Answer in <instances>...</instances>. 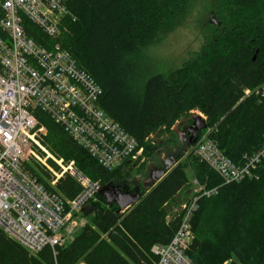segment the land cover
<instances>
[{"label": "trees", "instance_id": "trees-1", "mask_svg": "<svg viewBox=\"0 0 264 264\" xmlns=\"http://www.w3.org/2000/svg\"><path fill=\"white\" fill-rule=\"evenodd\" d=\"M192 1L67 0L72 15L58 41L101 86V108L139 141L146 161L138 168L125 161L108 170L37 108L40 123L48 128L46 143L74 159L85 175L101 180L102 189L113 184L139 190L142 196L121 209L115 201L108 203L102 190L84 211L87 222L72 241L36 254L0 227V264H153L157 257L152 246L168 243L179 226L181 213L174 209L190 198L191 176L208 188L220 186L217 194L199 200L188 249L191 259L196 264H264V160L256 176L222 184L196 156L199 138L190 140L188 135L179 143L174 128L199 109L212 127L209 135L234 162L242 163L264 145V101L254 92L245 93L264 84V0H225L217 13L223 15L211 25L213 30L195 55L167 72L148 73L142 66L147 51L174 27ZM29 27V36L40 43L55 41ZM163 133L167 138L154 140ZM171 143L181 146L176 164L148 187L136 183L148 164H162L161 152ZM57 189L73 198L80 186L65 176Z\"/></svg>", "mask_w": 264, "mask_h": 264}, {"label": "built area", "instance_id": "built-area-1", "mask_svg": "<svg viewBox=\"0 0 264 264\" xmlns=\"http://www.w3.org/2000/svg\"><path fill=\"white\" fill-rule=\"evenodd\" d=\"M71 15L67 0H0V227L32 254L72 241L87 222L84 211L102 190L101 180L85 175L74 161L65 160L46 143L48 128L40 123L37 108L46 111L108 170L140 159L144 151L101 108V86L58 41ZM31 25L55 41L43 44L29 36ZM254 93L264 101V84ZM197 138L196 156L218 174L222 184L256 176L264 160V145L236 163L209 131ZM43 154L56 164L48 170L39 164L47 184L28 165L30 159L42 160ZM65 176L80 186L73 198L57 189ZM195 183L199 185L198 180ZM219 189L203 188L195 199L182 204L172 239L152 246L157 257L154 264H196L188 254L194 239L193 217L199 199Z\"/></svg>", "mask_w": 264, "mask_h": 264}, {"label": "rangeland", "instance_id": "rangeland-1", "mask_svg": "<svg viewBox=\"0 0 264 264\" xmlns=\"http://www.w3.org/2000/svg\"><path fill=\"white\" fill-rule=\"evenodd\" d=\"M224 2L225 0H193L191 5L185 12V14L176 19L177 22L174 25V27L164 34V37L161 39V41L158 44L152 46L147 51L145 57L143 58V64H142L143 69L148 73L167 72L170 69L176 68L177 66L181 65L186 59L195 55V53L201 49L203 44L208 39L211 30H213L211 25L217 24L218 18H220L223 15V14L218 15L217 13L221 9V6L222 4H224ZM258 86H256L254 89H251L252 92H254L258 88ZM202 114L206 116L205 119L206 121L207 115L199 109H194L191 111L188 117H185L184 119L177 122L174 125L177 137L180 136L186 137L185 129L187 126L191 125L190 119L191 118L193 119L195 116H200L201 118H203ZM211 129L212 127L207 126L205 129H203L204 130L203 133H208V131L210 132ZM167 136L168 134L163 133L157 137L155 136L154 140L158 141L160 139H165L167 138ZM185 141H186L185 139L181 138L179 143ZM179 143L176 148L172 143L164 147L161 152V155L163 157L162 164L161 165L148 164V168L145 171V176L141 178L138 177L136 179L137 181L136 183H140L144 188L152 184L153 181L150 177L151 169L153 167L163 168L164 160L166 158L168 159H172V157L177 158L178 155L177 153H179L178 151L181 149ZM190 149H192V147L188 148L187 151ZM187 153L188 152H186L185 155L181 157V160L185 159ZM44 156L45 155L43 154L42 160L30 159L28 165L36 169V171L39 172L45 178L46 180L45 183H48V179L45 177V175L41 173L43 172V169L40 168L39 164L41 163L42 165H44L46 170L49 169V166H53L56 164L54 160L51 159V157L45 159ZM64 159L67 161H74V163L77 165L74 159H66L65 157ZM145 161H146V156L144 150L140 159L136 161H129V163L134 164L135 168H138ZM195 180L198 179L195 178L194 176H191V183L193 184V186L190 190V194H189L190 198L184 202L190 201L191 199L192 200L195 199L197 195H200L201 189L208 188L206 187L205 184L201 183L199 180H198L199 185L196 184ZM97 198L98 196H96V199L92 201H96ZM91 202L89 203L86 210L90 209ZM184 202H182L181 205H179V207H176L174 211L181 213L182 212L181 207ZM171 217L172 214H169L168 219H170Z\"/></svg>", "mask_w": 264, "mask_h": 264}, {"label": "water", "instance_id": "water-1", "mask_svg": "<svg viewBox=\"0 0 264 264\" xmlns=\"http://www.w3.org/2000/svg\"><path fill=\"white\" fill-rule=\"evenodd\" d=\"M206 127H207V123L205 122V120L200 116H195L193 118V124L191 125V128L189 130L190 140L197 138L199 132L205 129ZM176 162H177L176 157H172V159L166 158L164 160L163 168L153 167L150 172V177L153 183L162 179L166 175L167 171L176 164ZM117 188L118 187L116 185L108 184L102 190H103V195H105L108 203L115 201L120 206L121 209L128 208L131 205L137 203L142 196L139 190L137 191L118 190Z\"/></svg>", "mask_w": 264, "mask_h": 264}, {"label": "flooded vegetation", "instance_id": "flooded-vegetation-1", "mask_svg": "<svg viewBox=\"0 0 264 264\" xmlns=\"http://www.w3.org/2000/svg\"><path fill=\"white\" fill-rule=\"evenodd\" d=\"M192 124H193V123H192ZM192 124H191V125H192ZM191 125L187 126L186 129H185L186 137H188V135L190 134V133H189V130H190V128H191ZM186 137L180 136V138H183V139H186ZM117 187H118V186H117ZM117 189H118V190H122V189H120L119 187H118Z\"/></svg>", "mask_w": 264, "mask_h": 264}]
</instances>
